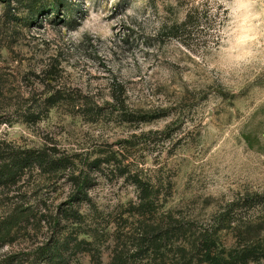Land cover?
I'll return each instance as SVG.
<instances>
[{
	"label": "rangeland",
	"instance_id": "obj_1",
	"mask_svg": "<svg viewBox=\"0 0 264 264\" xmlns=\"http://www.w3.org/2000/svg\"><path fill=\"white\" fill-rule=\"evenodd\" d=\"M211 4L0 0V80L6 98L0 105V140L40 146L51 139L79 155V168L91 179L90 196L102 211L92 223L100 232L91 247L95 253L67 251L66 264H108L116 238L131 246L129 234L140 221L148 228L181 222L192 235L239 199L234 225L222 232L221 242L227 250L248 246L259 256L248 264H264V64L227 86L216 78L206 61L225 13L221 8L213 17ZM93 17L99 20L92 23L95 35L85 30ZM50 63L57 68L56 87L79 103L58 105L36 125L6 121L7 109L43 89L37 76ZM82 99L92 113L79 105ZM112 151L162 192L157 215L133 216L136 187L108 169L90 167L94 158H105L101 152ZM67 191L62 180L39 194L55 205ZM34 228L0 245V264H32L31 252L49 237L46 228ZM160 257L161 251L144 260L157 264Z\"/></svg>",
	"mask_w": 264,
	"mask_h": 264
},
{
	"label": "trees",
	"instance_id": "obj_2",
	"mask_svg": "<svg viewBox=\"0 0 264 264\" xmlns=\"http://www.w3.org/2000/svg\"><path fill=\"white\" fill-rule=\"evenodd\" d=\"M56 69L52 63L45 65L37 76L43 89L38 93H35L37 90L29 92L25 104L19 101L18 106L7 109L4 119L11 124L36 125L58 105L79 103L56 87L58 82L52 76ZM117 84L115 89L121 94ZM5 101L0 80V105ZM123 102L116 98V103ZM80 103L84 110L93 112L88 110L91 105L86 99ZM83 117H86L85 113ZM101 153L105 158H94L89 165L97 171L108 169V172L127 179L136 187L138 200L131 204L132 215L139 219L157 215L155 206L162 192L129 169L130 163L118 160L116 155L120 156V152ZM78 157L61 150L51 139L40 146H21L0 140V245L9 244L19 233L38 227L34 232L46 228L49 237L31 252L32 264H66L64 254L67 251L95 253V248L91 247H94L100 232H95L97 229L92 223L102 215V211L90 196L91 179L86 168H79ZM62 180L68 184L66 198L59 204H48L39 192L44 189L48 192L52 183ZM239 201L229 202L226 211L220 212L205 228L192 232V235L188 234L192 229L181 222H166L164 226L158 222L156 227L148 228L140 221L137 231L129 234L133 247L121 244V238H116L108 264H137L138 258L140 264H147L144 259L160 251L157 264H248L259 257L257 253L248 246L237 250L232 245L233 249L227 250L221 242L222 232L234 225L232 213ZM170 249L172 252L168 254ZM1 264L14 263L6 260Z\"/></svg>",
	"mask_w": 264,
	"mask_h": 264
},
{
	"label": "clouds",
	"instance_id": "obj_3",
	"mask_svg": "<svg viewBox=\"0 0 264 264\" xmlns=\"http://www.w3.org/2000/svg\"><path fill=\"white\" fill-rule=\"evenodd\" d=\"M221 8L225 19L216 28V47L206 63L227 86L253 65L264 64V0H212L210 14L217 16ZM93 21L99 22L90 18L85 30L95 35Z\"/></svg>",
	"mask_w": 264,
	"mask_h": 264
}]
</instances>
